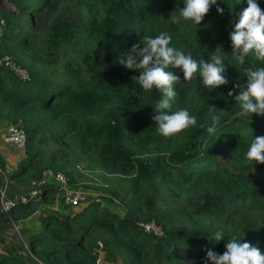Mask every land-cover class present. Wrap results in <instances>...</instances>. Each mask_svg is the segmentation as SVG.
Returning a JSON list of instances; mask_svg holds the SVG:
<instances>
[{"label": "trees", "instance_id": "obj_1", "mask_svg": "<svg viewBox=\"0 0 264 264\" xmlns=\"http://www.w3.org/2000/svg\"><path fill=\"white\" fill-rule=\"evenodd\" d=\"M6 1L13 8L0 6V56L7 54L28 77L0 64V119L25 131L15 166L6 171L0 156V184L3 174L35 181L49 168L72 187L74 164L87 161L116 181L107 199L118 200L133 220L152 219L162 230L156 235L138 228L93 199L70 210L64 205L26 230L22 240L35 264H96L95 237L104 258L119 256L124 264H204L209 249L222 254L233 236L264 254V164L246 158L251 141L264 136V115L240 117L239 89L228 95L234 84L247 82L246 68L264 67L255 53L243 65L232 54L233 21L246 0H217L224 14L213 5L198 25L172 22L184 0ZM257 2L264 9V0ZM160 32L198 61L223 55L230 81L204 88L199 74L184 81L170 66L181 78L171 111L186 108L197 124L168 139L151 119L162 93L143 91L132 79L140 70L119 63L132 44L143 47L144 37ZM216 115L221 127L210 135ZM49 142L58 144L57 153L47 150ZM56 188L44 182L39 198L14 199L0 210V238L9 233L7 221L33 210ZM217 231L225 240H211ZM0 264L28 263L0 243Z\"/></svg>", "mask_w": 264, "mask_h": 264}, {"label": "clouds", "instance_id": "obj_2", "mask_svg": "<svg viewBox=\"0 0 264 264\" xmlns=\"http://www.w3.org/2000/svg\"><path fill=\"white\" fill-rule=\"evenodd\" d=\"M246 3L247 7L240 13L238 21H233V31L230 33L232 54L240 65L245 63V57L251 53H255L259 60H264V9L257 0H246ZM213 5H217V0H184L179 15L171 16V20L174 24L184 20L198 25ZM216 10L221 15L225 11L219 5ZM171 41L172 37L167 32H160L155 37H144L143 47L140 42L134 43L119 59V63L127 69L140 70V74L132 79L143 91L156 89L162 93V98L152 107L155 114L151 119L158 124L159 133L166 139L197 124L196 117L186 108L171 111V101L177 96L174 86L180 83L181 78L168 70L170 66L180 69L184 81H192L199 74L204 88H216L230 82L225 74L227 63L223 55L213 54L210 59L198 61L191 51L170 46ZM245 74L247 82L234 84L228 95L232 96L235 89H239L235 99L240 102V117L264 115V67H248ZM220 120L219 115L213 116L211 125L207 127L210 135H215L221 127ZM246 158L264 164V136H256L251 141ZM211 240H225L224 233L215 232ZM225 248L222 254L209 249L204 264H264V254L250 242H241V239L233 236L226 241ZM186 264L194 262L188 261Z\"/></svg>", "mask_w": 264, "mask_h": 264}, {"label": "rangeland", "instance_id": "obj_3", "mask_svg": "<svg viewBox=\"0 0 264 264\" xmlns=\"http://www.w3.org/2000/svg\"><path fill=\"white\" fill-rule=\"evenodd\" d=\"M0 6L4 9L12 10V5L9 4L6 0H0ZM8 122L3 119H0V155L1 153L5 154L7 157V166L5 165V170H10L17 163L18 159L22 155V150H18L12 147L9 144L3 143L2 136L5 134V128ZM42 145L46 142H41ZM58 144H53L49 142L47 145V150H53L55 153L58 152ZM71 157V156H70ZM83 164H82V163ZM75 169L76 175L72 183V187L79 188L80 191H83L86 201L92 199L94 196H98L100 203L107 204L113 210H116L120 213L123 219L130 221L131 223L136 222V220H146L142 219L140 216L139 219L133 220L132 216H129L120 202L116 199L109 200L104 194L107 193L108 187H113L116 183L109 174H105L104 177L100 176V170L97 166L88 163L87 161H76ZM26 173V176L30 174ZM32 180H10L7 179L4 196L8 199H18L20 196L26 194L28 190L32 187ZM47 183L53 184L52 179H48ZM87 203V202H86ZM85 203H81L77 206H82ZM104 204V205H105ZM55 207V209H52ZM66 209H71L69 206H65ZM64 205L62 204L59 193L55 191L52 192V196L37 202L36 207L30 212H26L22 215H19L15 219L7 221L5 224L6 228H9L8 235L5 237L1 236L0 243L2 247H11L15 253H18L22 259H25L28 264H35L34 260L29 257V250L26 247L24 237L26 235V230L35 229L40 227L41 219L45 214H56L59 211H62ZM141 218V219H140ZM6 234V233H5ZM23 244H22V242ZM99 241L97 237L94 238V250L96 252V264H124L122 258L119 256L114 259H106L103 256V249L97 251L95 243Z\"/></svg>", "mask_w": 264, "mask_h": 264}, {"label": "built area", "instance_id": "obj_4", "mask_svg": "<svg viewBox=\"0 0 264 264\" xmlns=\"http://www.w3.org/2000/svg\"><path fill=\"white\" fill-rule=\"evenodd\" d=\"M0 64L10 69L15 75H17L18 78L25 79L28 77L27 71L12 62L7 54L0 56ZM2 141L18 150H22L25 144V131L23 127L17 123H8L5 128V134L2 136ZM48 179H52L53 183L57 186L55 192L59 193L63 205L72 207L88 201H86L83 191H80L79 188L68 186L67 178L62 172L53 171L49 168L44 169L41 172L40 178L31 182L32 187L28 190V192L20 196L17 200L23 201L27 199L34 200L39 198L41 184L47 182ZM6 183L7 177L3 174L2 183L0 184V210L3 211L8 210L11 206L12 200H14L8 199L4 196ZM92 199L99 204H102L100 203L97 195ZM52 209H55V207H52ZM135 225L145 231H151L156 235H160L162 233L160 226H158L152 219L136 221Z\"/></svg>", "mask_w": 264, "mask_h": 264}, {"label": "crops", "instance_id": "obj_5", "mask_svg": "<svg viewBox=\"0 0 264 264\" xmlns=\"http://www.w3.org/2000/svg\"><path fill=\"white\" fill-rule=\"evenodd\" d=\"M4 143V142H3ZM2 158H4V160H7V157L5 154L1 153L0 155ZM5 165L7 166V162L5 161ZM56 190V189H55Z\"/></svg>", "mask_w": 264, "mask_h": 264}]
</instances>
